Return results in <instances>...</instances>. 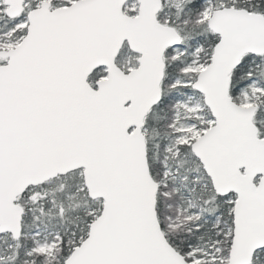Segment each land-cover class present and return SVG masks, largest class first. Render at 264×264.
Wrapping results in <instances>:
<instances>
[{"label": "snow or ice", "instance_id": "obj_1", "mask_svg": "<svg viewBox=\"0 0 264 264\" xmlns=\"http://www.w3.org/2000/svg\"><path fill=\"white\" fill-rule=\"evenodd\" d=\"M0 264H264V0H0Z\"/></svg>", "mask_w": 264, "mask_h": 264}]
</instances>
